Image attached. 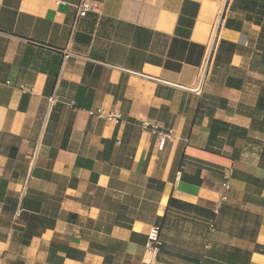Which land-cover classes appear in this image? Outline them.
Listing matches in <instances>:
<instances>
[{
  "label": "crops",
  "instance_id": "0c3cea01",
  "mask_svg": "<svg viewBox=\"0 0 264 264\" xmlns=\"http://www.w3.org/2000/svg\"><path fill=\"white\" fill-rule=\"evenodd\" d=\"M88 1L0 0V264H264V0Z\"/></svg>",
  "mask_w": 264,
  "mask_h": 264
},
{
  "label": "built area",
  "instance_id": "2783aa9c",
  "mask_svg": "<svg viewBox=\"0 0 264 264\" xmlns=\"http://www.w3.org/2000/svg\"><path fill=\"white\" fill-rule=\"evenodd\" d=\"M92 8H93V5H91V3L88 0H79V2L75 5V19H74L72 27H74L77 19H79L80 17H83ZM215 36L216 35H213V38H215ZM207 65H208L207 62L204 63V65L200 69L198 79H197V84L193 88L194 92H199L201 90L202 84H203L204 79H205ZM53 99H54L53 96L49 97L48 98L49 103H51ZM88 113L91 116L103 118V119H106L108 121H113L115 123L119 122V120L121 119V116L119 113L106 111V110L101 109V108L96 109V110H90V111H88ZM142 127L143 128H149L153 133H158V135L161 136L162 140H165L167 137L170 136V132H162V131L158 130V126L155 124H149L147 122H143ZM158 234H159V227L154 226L150 229V231L147 235V239H148L147 240L148 241L147 248H148L149 253L151 255H154L157 251V247L159 245ZM150 262L151 261L148 260L145 264H150Z\"/></svg>",
  "mask_w": 264,
  "mask_h": 264
}]
</instances>
